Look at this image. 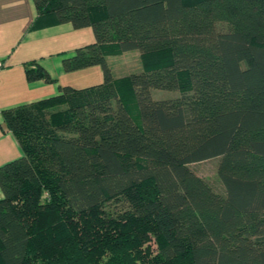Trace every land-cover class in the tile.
Here are the masks:
<instances>
[{"label":"trees","instance_id":"trees-1","mask_svg":"<svg viewBox=\"0 0 264 264\" xmlns=\"http://www.w3.org/2000/svg\"><path fill=\"white\" fill-rule=\"evenodd\" d=\"M34 1L32 28H93L64 68L104 78L3 111L23 155L0 167V264H264V0ZM131 50L144 69L115 77ZM213 158L222 191L191 168Z\"/></svg>","mask_w":264,"mask_h":264},{"label":"crops","instance_id":"crops-1","mask_svg":"<svg viewBox=\"0 0 264 264\" xmlns=\"http://www.w3.org/2000/svg\"><path fill=\"white\" fill-rule=\"evenodd\" d=\"M37 17L34 0H0V61L4 63L0 70V167L23 155L17 137L6 127L4 110L56 96L64 86L81 89L104 78L100 66L74 71L64 68V59L96 41L91 26L76 28L62 23L32 28ZM107 58L110 63L112 58ZM30 63L46 70L51 80L31 79Z\"/></svg>","mask_w":264,"mask_h":264},{"label":"rangeland","instance_id":"rangeland-1","mask_svg":"<svg viewBox=\"0 0 264 264\" xmlns=\"http://www.w3.org/2000/svg\"><path fill=\"white\" fill-rule=\"evenodd\" d=\"M221 28L223 30L225 29L223 25ZM109 56L112 58L110 63L113 69L114 76L117 78H122L131 73L140 72L144 69L142 53L139 50H131L114 56L111 55ZM178 94L179 92L177 91H169V90H161V89H154L153 91V96L155 99L173 98L176 97ZM65 110H67V106L64 104H61L55 107L54 109H52V111L57 112V114L62 113ZM218 163H219L218 159L213 158L211 160L198 162L196 164H191V168H193L200 176L204 177L209 182H211V184H213V186L217 190L222 191L223 185L217 174ZM110 205L111 203H109L107 207ZM150 245H151L149 248L150 252L152 251L154 253L158 252L159 250L158 243L155 240H152ZM103 259L106 260L107 257H103Z\"/></svg>","mask_w":264,"mask_h":264},{"label":"built area","instance_id":"built-area-1","mask_svg":"<svg viewBox=\"0 0 264 264\" xmlns=\"http://www.w3.org/2000/svg\"><path fill=\"white\" fill-rule=\"evenodd\" d=\"M4 67V63L0 61V70Z\"/></svg>","mask_w":264,"mask_h":264}]
</instances>
